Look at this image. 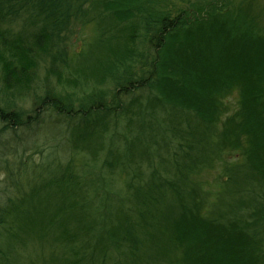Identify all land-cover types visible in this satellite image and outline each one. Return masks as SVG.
I'll return each mask as SVG.
<instances>
[{
  "label": "trees",
  "instance_id": "trees-1",
  "mask_svg": "<svg viewBox=\"0 0 264 264\" xmlns=\"http://www.w3.org/2000/svg\"><path fill=\"white\" fill-rule=\"evenodd\" d=\"M160 6L162 0H0V91L31 92L42 63L48 74L60 76L71 68L74 25L95 22L101 28L95 43L108 53L101 80L128 97L108 103L101 91L78 97L47 89L44 110L30 114L15 97L0 96V170L7 173L0 241L4 236L18 244L38 228L46 231L41 238L54 230L69 248L83 241L91 264H264V32L217 3L174 16ZM146 90L153 95L144 104L137 92ZM234 91L238 109L222 120ZM166 105L191 112L195 121H160L159 129L177 144L171 153L165 139L167 154L149 155L147 172L136 156L142 137L126 141L131 155L117 152L115 162L131 193L101 201L98 213L116 203L107 221L91 218L88 193L96 187L98 194L97 178L79 167L75 155L97 151L119 117L132 124L133 116H152L150 108ZM48 124L62 130L45 151L38 136ZM154 145L164 148L160 141ZM229 149L243 161L222 159ZM35 154H42L40 162ZM157 160L169 167L161 170ZM218 163L228 194L211 200L199 177Z\"/></svg>",
  "mask_w": 264,
  "mask_h": 264
},
{
  "label": "rangeland",
  "instance_id": "rangeland-1",
  "mask_svg": "<svg viewBox=\"0 0 264 264\" xmlns=\"http://www.w3.org/2000/svg\"><path fill=\"white\" fill-rule=\"evenodd\" d=\"M210 2L214 4L217 3L219 6H227V8H233L237 12L243 13L248 19L256 22L258 28L264 32V0H162V6L160 7L164 8L166 11H170L171 15L174 16L180 10L191 12L194 8L198 6H207ZM95 25V22L87 24L77 23L74 25L73 33L69 41L71 68L61 71L62 73L60 76L51 75L48 74L46 65L42 63L38 69L37 78L31 92L23 96L18 94L14 96L8 92L4 93L0 91V96L9 100L15 97V104L29 113L34 110L41 113L44 110L40 106V103L47 89L68 91L74 93L78 97L90 96L95 92L101 91L105 94L108 103H112L116 96H118L120 100L128 99V97L120 92L117 93V88L111 84L110 81L101 80V74L103 72L99 71L108 62V53L105 48H100L98 44L96 45L95 43L98 41L101 33V28L99 26L96 28ZM1 84L0 82V90H2ZM146 91L137 92V94L141 93L139 99L140 102L144 104L147 103L146 98L149 95H153V92ZM238 99V91H234L226 97L225 114L222 120L238 109ZM157 109L153 110L152 107V109L150 108L147 111L149 114H153L152 116L146 115L144 117H139L131 115L133 116L132 124L128 117H119L118 121L115 122V127L111 128L107 133L105 136L106 139L104 138L105 142L99 145L97 151L75 155L77 156L76 162L79 167L83 168V165L84 168H87V171L90 172L89 175L91 174L90 176L92 178H97L98 194L95 192L96 187H93L92 191L88 193V197L92 203L91 218H99V215H103L104 220L107 221L109 214L114 213V205H116V203L111 204V207H108L110 203H107V207L104 208V211L98 213L101 201L108 199L110 196L111 201H115L119 198L128 199V193H131L126 188L128 176L123 173L121 167H116L115 162L117 152L123 155V157L131 155V149L126 146V141L132 140V136L137 134L142 137L143 142L136 148L138 149V154H136V156L140 163V167L143 165L141 169H145V172H147L150 169L147 161L149 155H152V158H157L158 155L167 154L166 142H164L165 139H167V143H169L168 147L171 153L173 149H175V144H177L176 141L171 142L169 137H171L172 134L167 132L164 133L159 129L161 125H163V121L169 123V121H166L167 118H169L171 121H179L183 126L193 124L195 121L194 114L179 109L175 107V105H166V109L163 110ZM45 118L47 123L51 121L50 116L47 117L45 115ZM161 120L163 121L160 122ZM149 121H152L153 124L151 129L147 127ZM223 124L224 123L221 121L219 127H222ZM46 129L49 131L46 132L47 136L45 135L47 138H44L41 133L45 132ZM46 129H41V135L38 131H34V133L39 134L38 143L45 151L49 149V145L57 142V140L54 139L56 137L55 134L62 130L61 127H54L52 124H48ZM125 137H127V139H125ZM155 141H160L164 148L158 149L157 146L154 145ZM110 150L113 152L110 153ZM170 157L172 156L169 155L168 161H170ZM33 159L35 162H40L42 160V154H35ZM110 159L115 165H112V162L110 163ZM222 159L233 164L243 161L240 152L232 149L224 151ZM160 161L157 160L160 164H157V166L161 170L169 167L170 163L167 162V160ZM222 166L223 164L218 163L214 169L205 171L202 176L199 177V180L203 184V191L210 193L211 200L218 198L216 194L223 192V188L220 186V180H218L221 172H223ZM6 175L7 173L4 170H0V196L5 186L3 180H5ZM98 177L100 181H98ZM23 183H27V180L23 179ZM101 184H103V187ZM223 193L224 196L228 194L227 191ZM45 216H48V213L45 214ZM73 227H76V225L72 226V228ZM51 231L52 232L48 233L46 238H41V233L46 231L33 228V231L22 234L23 239H21L18 244H10L3 236L0 241V257H2L0 258V264H91L90 258L87 256L90 254V251L87 252V245H85L83 241H78L79 243H77L75 247L69 248L68 245L57 240L54 230ZM146 253H148V251H146ZM109 263L110 262H108V264Z\"/></svg>",
  "mask_w": 264,
  "mask_h": 264
}]
</instances>
